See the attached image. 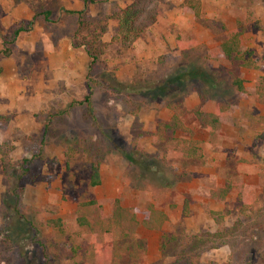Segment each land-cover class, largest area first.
<instances>
[{
  "label": "rangeland",
  "instance_id": "374dc122",
  "mask_svg": "<svg viewBox=\"0 0 264 264\" xmlns=\"http://www.w3.org/2000/svg\"><path fill=\"white\" fill-rule=\"evenodd\" d=\"M82 1L0 0V264H264V0H199L197 19L161 0L125 50L110 39L131 0ZM80 10L109 17L90 72ZM217 106L210 134L194 112ZM110 199L134 220L125 237Z\"/></svg>",
  "mask_w": 264,
  "mask_h": 264
},
{
  "label": "trees",
  "instance_id": "16d2710c",
  "mask_svg": "<svg viewBox=\"0 0 264 264\" xmlns=\"http://www.w3.org/2000/svg\"><path fill=\"white\" fill-rule=\"evenodd\" d=\"M83 5L85 6L86 1L83 0ZM162 7L161 0H131L130 4L119 12L116 17V30L111 36V43L117 44L121 49L125 50L131 47L134 41L151 25H153L160 14ZM180 10L183 12H189L192 14L194 19H197L200 15L199 13V0H182L180 5ZM76 16V37H80L82 31H88L87 36H83L80 46L83 48L86 57L88 58L87 70L90 72L93 68L100 62V57L102 55V49L99 42L100 36L105 30L106 21L109 17H88L83 13V10L69 12ZM47 16L44 13V17ZM29 28L20 27L14 31V35L18 32L28 31ZM240 31H232L229 33L228 37L220 44V52L225 59H234L238 53L237 47L240 42ZM232 86L236 88L239 95H244L242 91L241 84L238 80L232 81ZM90 88L88 87V94L83 98L84 103L89 101ZM194 117L201 124L202 129L207 133H212L220 123H225L228 121V117L225 112L217 106L212 114H200L198 111L194 112ZM178 125L175 116L170 118V123L163 125L165 130L173 132ZM261 139H264V133L261 135ZM23 162H26L23 160ZM88 179L87 186L95 187L99 185V177L97 174L96 166L88 162ZM27 170L21 173L20 177H27ZM17 183H20L18 178ZM246 194L250 191L249 186H245ZM92 202L80 203L78 207H89ZM110 206V216L105 220L106 226L108 228H118L122 236H126L123 233L124 230L132 232V221L131 217L126 214V212L121 209L118 205V201L115 199H110L108 201ZM78 216L75 219L76 226L88 233L94 232V223L86 220V216L81 214V209H77ZM131 221V222H130ZM47 226H51L57 233L61 234L62 229L58 220L46 222ZM102 229V228H100ZM106 230V229H105ZM79 247L71 245L70 251L73 255H76ZM70 260H73L71 258ZM76 264V263H74Z\"/></svg>",
  "mask_w": 264,
  "mask_h": 264
},
{
  "label": "crops",
  "instance_id": "0c3cea01",
  "mask_svg": "<svg viewBox=\"0 0 264 264\" xmlns=\"http://www.w3.org/2000/svg\"><path fill=\"white\" fill-rule=\"evenodd\" d=\"M263 132H264V131H262L260 134H258L257 137L261 139V135L263 134ZM245 186H246V185H245Z\"/></svg>",
  "mask_w": 264,
  "mask_h": 264
}]
</instances>
